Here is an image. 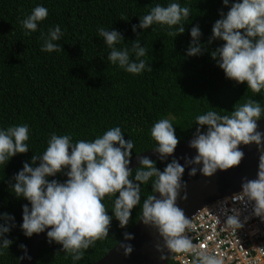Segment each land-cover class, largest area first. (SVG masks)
Listing matches in <instances>:
<instances>
[{
	"label": "trees",
	"instance_id": "16d2710c",
	"mask_svg": "<svg viewBox=\"0 0 264 264\" xmlns=\"http://www.w3.org/2000/svg\"><path fill=\"white\" fill-rule=\"evenodd\" d=\"M170 3L190 7L184 34L171 37L167 33L175 28L160 25L152 26L155 31L133 32L132 26L139 25L140 17L152 7ZM37 6L46 7L48 16L38 24L37 31L25 35L22 21ZM221 9L228 11L223 0H0V130L27 124L30 150L0 165V214L14 216L16 225L7 234L14 243L9 249H0V264H18L23 250L20 245L31 239L20 227L23 205L29 202L15 196L10 182L25 161L30 163L34 154L44 153L51 134L69 135L73 143L91 142L108 129L120 127L125 140L134 143L133 158L157 147L151 129L160 119L170 120L180 145L193 138L198 115L209 111L230 115L234 107L250 99L264 108V90L255 94L246 83L227 79L210 52L187 56L191 28L200 26L201 43L206 44L215 21L221 18ZM56 25L63 32L54 42L61 50L44 52L42 33L46 36ZM101 27L124 36L125 41L116 45L119 50L131 49L132 42L139 39L146 48V56L141 59L152 71L146 68L141 74H131L118 63L112 64L107 59L111 49L98 35ZM223 43L215 40L208 48L214 50ZM130 57L135 60L134 53L130 52ZM154 161L163 171L171 159ZM49 179L63 182L67 177L58 174ZM155 179L141 185V202L128 226L121 228L113 216L109 236L86 250L82 260L74 262L61 245L49 244L46 235L35 249L33 264H94L135 225L144 199L154 194ZM114 200V196H106L102 201L109 215H113ZM167 264L175 263L169 260Z\"/></svg>",
	"mask_w": 264,
	"mask_h": 264
},
{
	"label": "clouds",
	"instance_id": "9594fccd",
	"mask_svg": "<svg viewBox=\"0 0 264 264\" xmlns=\"http://www.w3.org/2000/svg\"><path fill=\"white\" fill-rule=\"evenodd\" d=\"M228 8L220 10V19L212 28V36L206 44L201 43L202 32L197 24L191 28L192 40L187 48V56L194 57L210 52L211 59L222 69L227 79L237 84H247L255 94L264 90V0H223ZM191 10L179 3H170L166 7L157 4L150 12L140 17L139 25L132 30L155 29L153 25L167 26L168 35L177 37L185 33V21L190 18ZM48 16V9L37 6L23 21L25 35L37 31L38 24ZM122 20H127L122 17ZM98 35L111 49L107 59L119 65L131 74H141L147 68L152 71L142 57L146 48L139 39L131 44V49L119 50L116 45L125 41L117 30L101 27ZM63 32L59 25L50 28L46 36L42 33L44 44L42 51L58 52L59 41ZM215 40H222V46L209 50ZM207 45V47H205ZM134 53L135 60L131 59ZM264 108L257 100H248L239 107H234L230 115H220L215 111L196 117V129L189 147L196 150L194 157H183L185 164L201 165L190 167L189 175L199 171L211 177L218 170L227 171L238 167L245 153L240 145L256 144L261 152L258 172L255 179L243 178L242 191L232 197L233 202H242L245 208L251 205L249 215H244L238 208H222L225 229H242L253 217L264 222V133L258 131V121L264 117ZM206 126V130H205ZM151 136L157 142L154 149L161 162L166 163L161 171L148 156L137 155L139 167L130 168L134 148L133 141L125 140L120 127L108 129L94 141L79 140L72 142L69 135L51 134L48 147L42 155H33L31 162L25 161L23 167L12 177L10 188L17 198L26 199L23 205V223L20 225L24 235L32 238L45 233L49 244L55 242L62 246V251L72 260L80 261L85 251L94 247L98 240L109 236L113 216L121 228H126L132 218L133 210L141 202V185L151 178L152 191L142 204V222L155 228L163 239V245L156 244L161 253L167 249L170 253H183L192 257L191 264H223L220 257L209 254L203 246L193 243L187 235L191 220L177 204L181 190L186 188L182 178L185 166L175 158L174 153L180 140L176 128L168 119H160L151 129ZM29 139L27 124L10 126L0 130V165L8 162L17 154L28 153L26 141ZM62 174L67 177L61 182L49 179ZM159 194L157 197L156 194ZM115 197L113 215H109L104 203L105 197ZM183 199H187L185 192ZM192 216V215H191ZM0 249H9L14 243L7 238L15 225V217L0 214ZM125 240L134 237L124 233ZM29 242V241H28ZM27 242V243H28ZM124 254L131 255V244L123 243ZM26 251V245L21 244ZM172 255V257H173ZM172 257L170 260H172ZM163 258V256H162ZM23 259V257H21ZM173 261V260H172Z\"/></svg>",
	"mask_w": 264,
	"mask_h": 264
},
{
	"label": "water",
	"instance_id": "95a60500",
	"mask_svg": "<svg viewBox=\"0 0 264 264\" xmlns=\"http://www.w3.org/2000/svg\"><path fill=\"white\" fill-rule=\"evenodd\" d=\"M258 131L264 133V119L258 122ZM192 138L178 145L174 156L181 165L185 166L183 182L186 188L181 190L177 204L182 208L186 216L190 219L196 210L203 208L215 200L231 195L242 190V181L244 177L255 179L258 172L259 156L261 152L256 144L240 145V149L245 153L244 159L238 167L231 168L227 171L218 170L213 176H204L199 171L197 175H189L190 167H202L201 165H186L183 157H194L197 153L195 149L189 147ZM138 155L148 156L152 160H159V154L154 150H149ZM168 159H172L169 157ZM139 166L137 155L131 158L130 168L133 170ZM187 193V199L183 196ZM155 195V193L153 194ZM159 197V194H156ZM134 239L125 240L121 238L119 242L112 247L101 259L94 264H167L173 253L164 250L163 253L157 250L156 244L163 245V239L159 236L158 231L142 222V214L135 225L128 232ZM46 236L45 233L34 235L26 244V251L23 249L19 256L18 264H33L34 252L41 240ZM123 243L131 244L133 252L131 255H125L121 247ZM163 256V258H162ZM23 257V259H21Z\"/></svg>",
	"mask_w": 264,
	"mask_h": 264
},
{
	"label": "built area",
	"instance_id": "2783aa9c",
	"mask_svg": "<svg viewBox=\"0 0 264 264\" xmlns=\"http://www.w3.org/2000/svg\"><path fill=\"white\" fill-rule=\"evenodd\" d=\"M241 191L196 210L190 217L191 227L187 235L193 243L202 245L204 251L220 257L223 264H264V222L253 217L242 229L224 228L222 208L240 209L242 219L251 212V205L245 208L242 202H233L232 197ZM172 260L175 264H191L192 257L174 253Z\"/></svg>",
	"mask_w": 264,
	"mask_h": 264
}]
</instances>
